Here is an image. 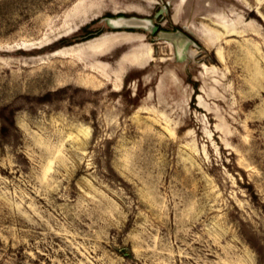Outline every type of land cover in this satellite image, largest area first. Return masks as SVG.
I'll return each mask as SVG.
<instances>
[{"label":"rangeland","instance_id":"obj_1","mask_svg":"<svg viewBox=\"0 0 264 264\" xmlns=\"http://www.w3.org/2000/svg\"><path fill=\"white\" fill-rule=\"evenodd\" d=\"M0 264H264V0H0Z\"/></svg>","mask_w":264,"mask_h":264},{"label":"water","instance_id":"obj_2","mask_svg":"<svg viewBox=\"0 0 264 264\" xmlns=\"http://www.w3.org/2000/svg\"><path fill=\"white\" fill-rule=\"evenodd\" d=\"M137 20V21H144L143 23L139 24H127L125 21L127 20ZM125 20V21H123ZM110 23L113 27L121 29V28H144L146 30H149L151 33L155 34L157 33L160 37L171 39L176 42L178 49L180 52L184 49L185 45L188 42H193L195 45L198 46V43L196 40H193L188 34H186L183 30L177 29L175 31H168L160 29V26L154 24L149 18L147 17H140L137 15H131V16H125L120 15L115 18H110ZM178 38H184L186 40L185 45L181 46L178 42Z\"/></svg>","mask_w":264,"mask_h":264},{"label":"trees","instance_id":"obj_3","mask_svg":"<svg viewBox=\"0 0 264 264\" xmlns=\"http://www.w3.org/2000/svg\"><path fill=\"white\" fill-rule=\"evenodd\" d=\"M87 28V26H84L82 29H86ZM95 35H97V34H88L86 37H85V39L87 38V39H89V38H92L93 36H95ZM61 41H62V45H64L65 43H67V42H71V40H68V41H66L64 38L63 39H60ZM54 45H56V44H54ZM54 45H52V46H50L49 48L51 49V50H55V49H58L60 46H54ZM58 45V44H57Z\"/></svg>","mask_w":264,"mask_h":264},{"label":"bare ground","instance_id":"obj_4","mask_svg":"<svg viewBox=\"0 0 264 264\" xmlns=\"http://www.w3.org/2000/svg\"><path fill=\"white\" fill-rule=\"evenodd\" d=\"M123 21H125V20H123ZM127 24H139V23H143L144 21H137V20H127V21H125ZM178 42H179V44L181 45V46H183V44L185 45V43H186V40H184V38H178Z\"/></svg>","mask_w":264,"mask_h":264}]
</instances>
